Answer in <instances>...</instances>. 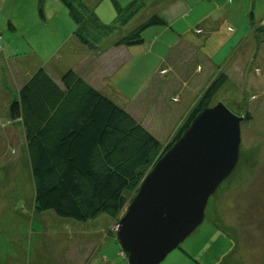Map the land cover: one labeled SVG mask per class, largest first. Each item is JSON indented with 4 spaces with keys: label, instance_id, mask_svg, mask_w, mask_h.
Returning a JSON list of instances; mask_svg holds the SVG:
<instances>
[{
    "label": "rangeland",
    "instance_id": "rangeland-1",
    "mask_svg": "<svg viewBox=\"0 0 264 264\" xmlns=\"http://www.w3.org/2000/svg\"><path fill=\"white\" fill-rule=\"evenodd\" d=\"M117 1L124 7L132 0ZM143 1V9L127 25L117 26L95 44L97 49L104 39H121L155 14L167 21V25L148 28L144 42L130 45L131 57L111 55L107 66H102L104 71L113 70L112 79L123 94H110L114 102L125 109L136 98L135 104L140 103L145 111L150 109L151 119L155 118L152 110L156 108L165 111L166 117L188 109L187 115L222 71L228 81L213 103L221 101L245 117L235 171L209 199L201 226L161 264H264V28H260L264 23V0H183L188 5L215 8L210 32L196 26L189 13L168 22L163 10L176 0ZM78 2L85 6L80 19L87 23V39L102 34L105 27L116 26L115 0ZM175 29L192 32L196 45L176 47L167 66L162 62V53L167 49L160 50L159 46L167 36L176 37ZM75 30L76 24L61 0H0V264L128 263L116 239L118 223L127 208L115 217L102 213L88 221L61 217L52 210H36L25 130L10 116L11 102L30 79L22 81L26 72L40 64L25 41L31 40L39 47L40 42L49 40L50 32H67L64 40H70V47L78 44L77 39L71 41ZM153 42L156 48L149 54ZM51 48L41 57L51 58L56 49ZM81 54V47L73 51V61ZM60 56L52 58L53 62ZM62 56L68 64L70 54ZM53 62L48 69L54 67ZM152 73L153 78L144 86ZM20 81L22 86L18 88ZM182 115L175 117L177 129L185 119ZM138 189L131 191L128 204Z\"/></svg>",
    "mask_w": 264,
    "mask_h": 264
},
{
    "label": "trees",
    "instance_id": "trees-1",
    "mask_svg": "<svg viewBox=\"0 0 264 264\" xmlns=\"http://www.w3.org/2000/svg\"><path fill=\"white\" fill-rule=\"evenodd\" d=\"M61 1L76 24L74 34L94 49L98 47L96 42L117 26L127 25L144 7L143 0H132L124 7L115 0L116 26L105 27L102 34L87 39V23L80 19L85 6L78 0ZM166 24L159 15H152L116 44H140L148 28ZM262 24L260 28H264ZM227 81V74L221 71L165 145L75 70L62 76L61 86L45 67L38 68L10 105L11 118L20 121L25 130L36 210H52L58 216L78 221H88L102 213L112 217L121 214L129 205L131 191L140 186L196 114L214 106V98Z\"/></svg>",
    "mask_w": 264,
    "mask_h": 264
},
{
    "label": "water",
    "instance_id": "water-1",
    "mask_svg": "<svg viewBox=\"0 0 264 264\" xmlns=\"http://www.w3.org/2000/svg\"><path fill=\"white\" fill-rule=\"evenodd\" d=\"M244 120L220 101L158 158L117 226L127 264H161L201 226L209 199L239 163Z\"/></svg>",
    "mask_w": 264,
    "mask_h": 264
},
{
    "label": "crops",
    "instance_id": "crops-1",
    "mask_svg": "<svg viewBox=\"0 0 264 264\" xmlns=\"http://www.w3.org/2000/svg\"><path fill=\"white\" fill-rule=\"evenodd\" d=\"M197 4L188 5L183 0H176L172 2L166 9L163 10V14L165 15V18L168 20V22H175L178 19H183V16L189 13L190 15L189 18L193 17L192 22H195V21L197 22L198 25L196 26L203 27L205 32L212 31L214 27L213 25L209 24V21H210V17L214 13L215 8L214 9L201 8L204 5L196 6ZM203 10H206V11L203 12ZM139 12L137 14H139ZM161 18L164 19V17H161ZM196 30L199 31V28H196ZM164 31L165 30H163V32ZM174 31H175L174 35L176 37H174L173 35L167 36V38L163 40L162 43H160L161 46H159L160 50L162 47L167 49L165 53H162V58H163L162 62H164V64L167 66H169L168 58L176 47L182 44L188 45V46L196 45V42L193 40L192 32H187L186 29L185 31H180L178 29H175ZM66 35H67V32H50L49 40L40 42L39 47L36 46V43H34L31 40L27 39L25 41V45L27 46V48L30 49L31 52H34L37 58L40 60V64L37 66L45 67L48 73L52 76V78L61 86H62V76L66 73V71L71 70V68L77 67L76 69H72V70H75L77 73H79L86 81H88L93 87L101 91L107 97L112 99V97H110L112 95L110 94H113L114 92L115 93L117 92L119 95L122 96L123 94L118 90L117 85L119 84L117 83L115 84L114 80L112 79L113 70L109 68L108 70L105 69L106 71H104L102 69V66H105V67L107 66V60L110 58L111 55L123 53L127 55V57H131L132 52L130 50L131 49L130 47L132 45L131 46L130 45H117L116 42L119 40L117 38L113 40L104 39L102 43L100 44L99 48L92 50V48H88V45L81 42L73 33V36L71 35V41L72 39H77L78 44L77 45L71 44L72 46L70 45L69 47L68 43H70V40H66V39L64 40ZM190 35L191 37H189ZM157 39H159V36ZM171 39L173 41H171ZM143 42H144V39H143ZM103 43L104 45L107 44V46L106 47L102 46ZM52 46H55V47H52ZM79 47H81L82 49V54L80 55L78 60L73 61V51L76 52ZM50 48L51 50L53 49V51L56 48L53 56L49 58L48 60L42 58L40 54L42 52H49L48 49ZM155 48H156V44L153 42V46L149 54H151ZM59 53L61 54V56L57 58L59 60L56 59V61L58 62L57 63L56 61L53 62L54 61L53 59H55V57ZM63 53L64 54L67 53V55L70 54V58H69L70 61L68 64H67V61H63V56H64V55L62 56ZM52 62H53L54 67L52 69H48L47 67L48 64ZM37 66L31 67L26 72L25 79H23L22 81L26 82V78L31 77L33 73L37 70L38 68ZM169 68L171 69V67ZM54 71L60 72L59 73L60 75L57 76L54 73H52ZM154 73H152L151 76H148V78L145 81L144 86L148 85L151 78H153L152 75H154ZM22 81L19 82L18 88L22 86L21 84ZM13 96L14 97L16 96V92H14ZM135 99L136 98L131 99V102L133 103H131L125 109H127L141 124H143V126H145L162 143L166 144L168 140L171 139L172 135L174 134V132L176 131L178 127L175 125L176 124L175 117L181 114H183L182 116H185L186 115L185 112L188 109L186 111H182L183 113L181 112V114L177 113V114L172 115L171 117H166L165 111H158L157 108L153 110L151 109L153 114L156 113L159 116L158 118L155 114V118L151 119L150 115L148 114L149 113L148 110L150 109H147V111H145L146 109H144L140 103H136V104L134 103ZM170 119H173V121L170 122Z\"/></svg>",
    "mask_w": 264,
    "mask_h": 264
}]
</instances>
